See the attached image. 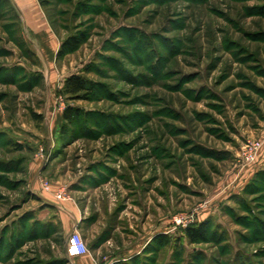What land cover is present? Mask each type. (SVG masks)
Returning a JSON list of instances; mask_svg holds the SVG:
<instances>
[{"label":"rangeland","instance_id":"1","mask_svg":"<svg viewBox=\"0 0 264 264\" xmlns=\"http://www.w3.org/2000/svg\"><path fill=\"white\" fill-rule=\"evenodd\" d=\"M38 1L31 28L0 0V264H71L41 192L88 204L97 264H264V0ZM73 73L90 98L64 91ZM68 105L85 113L62 133ZM146 221L145 249L117 250Z\"/></svg>","mask_w":264,"mask_h":264},{"label":"trees","instance_id":"2","mask_svg":"<svg viewBox=\"0 0 264 264\" xmlns=\"http://www.w3.org/2000/svg\"><path fill=\"white\" fill-rule=\"evenodd\" d=\"M8 3L20 14L19 8L13 0H7ZM44 1L40 0L41 5ZM21 27H23L21 22ZM87 35L84 32L70 34L64 39L57 52L58 57L72 53L77 50L80 45L87 40ZM97 85L94 81L83 76L81 73H73L65 78L64 91L70 95L71 99H88L95 93ZM85 113L79 107L68 105L63 112L64 122L61 127L62 133H67L71 125H73L81 115ZM185 234L192 243L201 242L208 238L209 222L204 221L198 225L188 226L185 229Z\"/></svg>","mask_w":264,"mask_h":264},{"label":"crops","instance_id":"3","mask_svg":"<svg viewBox=\"0 0 264 264\" xmlns=\"http://www.w3.org/2000/svg\"><path fill=\"white\" fill-rule=\"evenodd\" d=\"M16 5L18 6L19 10L23 11L26 17L24 18V21H26L27 25L31 28L34 25L33 19L31 22L32 16H35L36 18L40 19V16L38 15V12L40 10V4L38 0H13ZM24 15V16H25ZM34 17V18H35ZM45 24V23H44ZM42 23V26H44ZM44 26L43 28H45ZM40 197H42L47 203L51 205H55L60 208L62 213L64 212L65 216H67L71 221V229L74 231V229H77L78 231H82L85 228H88V226H92L95 221L89 220V213H88V204H85L84 206V212L82 210H78L76 212L73 208L68 206L67 204H60L57 203L55 200H53L49 195L42 193L39 194ZM121 217V216H120ZM91 222V223H90ZM86 223V224H85ZM88 223V225H87ZM141 230L138 232L139 236H136L135 240H129L126 238H120V240H117V250L122 251H133L134 253L143 251L147 244L150 243L152 238V232L150 231L148 221L142 222V225L140 226ZM155 235V234H154ZM122 237V236H121ZM114 238L110 237L109 240H113ZM94 242L99 243L98 239L94 237ZM102 246V242L98 245V247ZM71 264H97L96 260L94 259L91 254H84V255H77V256H71L69 257Z\"/></svg>","mask_w":264,"mask_h":264},{"label":"built area","instance_id":"4","mask_svg":"<svg viewBox=\"0 0 264 264\" xmlns=\"http://www.w3.org/2000/svg\"><path fill=\"white\" fill-rule=\"evenodd\" d=\"M259 145V143L255 144V148ZM252 158V157H251ZM249 159V158H248ZM173 222L176 225H182L184 223V218L181 215H176L173 218ZM88 246L84 241L81 234L78 232L77 229L70 234L67 240V254L69 256H77V255H84L88 252Z\"/></svg>","mask_w":264,"mask_h":264}]
</instances>
